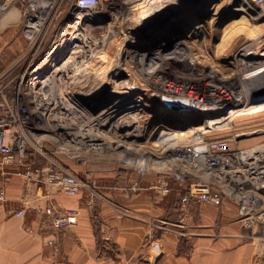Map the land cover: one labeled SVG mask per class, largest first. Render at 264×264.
I'll use <instances>...</instances> for the list:
<instances>
[{
    "label": "rangeland",
    "instance_id": "obj_1",
    "mask_svg": "<svg viewBox=\"0 0 264 264\" xmlns=\"http://www.w3.org/2000/svg\"><path fill=\"white\" fill-rule=\"evenodd\" d=\"M190 1L99 0L84 8L76 0H16L22 23L13 41L22 48L0 47V85L11 104L20 80L36 78L21 86L34 119L20 137L36 157L78 174L76 167L107 162L120 173L159 176L176 171L177 149L225 138L229 177H249L244 167L257 164L264 170V112L239 114L264 103V0H208L206 9ZM147 16L162 23L136 33ZM74 32L81 43L63 52ZM114 91L127 105L98 126L117 102Z\"/></svg>",
    "mask_w": 264,
    "mask_h": 264
},
{
    "label": "crops",
    "instance_id": "obj_2",
    "mask_svg": "<svg viewBox=\"0 0 264 264\" xmlns=\"http://www.w3.org/2000/svg\"><path fill=\"white\" fill-rule=\"evenodd\" d=\"M1 3L8 8L0 17V47L10 44V49L20 50L13 39L20 30L21 11L16 0ZM76 169L89 186L69 197L19 175L17 167L2 164L0 154V187L7 190V200L0 203V264H257L264 259V224L243 225L234 191H228L222 205L194 202L189 217L179 225L178 200L190 185L188 179L175 183L173 193L163 196L154 187L157 174L120 173L107 162ZM135 180L145 189L128 200L123 189ZM209 181L224 186L214 176ZM50 204L78 208L77 225L50 228L43 220V210ZM120 207L129 214H120ZM260 209L264 210V195ZM20 211L22 217L17 215Z\"/></svg>",
    "mask_w": 264,
    "mask_h": 264
},
{
    "label": "built area",
    "instance_id": "obj_3",
    "mask_svg": "<svg viewBox=\"0 0 264 264\" xmlns=\"http://www.w3.org/2000/svg\"><path fill=\"white\" fill-rule=\"evenodd\" d=\"M98 2L99 0H76L77 5L84 8H95L98 6ZM5 9V6L0 7V17ZM31 76L29 73L26 82L23 78L20 80L11 98L13 101L11 104L0 85V154L2 164L17 167L18 174L28 180L51 185L69 197L78 196L84 187L89 186V183L54 158H36V153L31 151L27 142H23L20 138L23 135H28V131L33 125L34 113L27 105L21 103V99L25 96L22 95L21 86L24 83L33 84L32 79L36 78L31 79ZM166 89L169 92L172 90L178 93V89L171 84ZM229 152L230 145L225 138L209 140L204 146L199 144L184 146L175 151V161L178 163L176 171L168 174L160 173L154 187L160 191L161 195L169 196L174 191L175 183H184L186 179L190 181L188 189L179 196L176 212L179 225H183L189 217L194 202L222 205L229 190L236 193L240 202V221L244 226L255 227L260 226V223L264 224V210L260 209V196L264 195V170H261L262 167L257 164L250 170L244 167L245 171L253 172L249 177L237 180L229 177L232 172L231 159L226 157ZM212 176L224 186L212 185L209 181ZM144 189L143 183L140 180H135L124 187L123 194L126 199L131 200ZM6 200L7 190L5 186H2L0 187V203ZM119 213L125 216L129 214V211L122 208ZM17 215L22 217L24 212L20 211ZM80 215L78 208L59 209L53 204L43 210V220L54 230L76 226ZM257 264H264V259Z\"/></svg>",
    "mask_w": 264,
    "mask_h": 264
},
{
    "label": "bare ground",
    "instance_id": "obj_4",
    "mask_svg": "<svg viewBox=\"0 0 264 264\" xmlns=\"http://www.w3.org/2000/svg\"><path fill=\"white\" fill-rule=\"evenodd\" d=\"M112 1V0H111ZM163 1V0H162ZM208 0H191L190 2H189V6L190 7H194L195 5V7H200V6H202V9H206V8H204V6H203V4H205V2H207ZM109 2V1H108ZM230 2V1H229ZM200 3H202L201 5H200ZM155 4V3H154ZM183 4V3H182ZM207 4H208V2H207ZM42 5V4H41ZM147 5V4H146ZM43 6V5H42ZM129 6V5H128ZM165 6V5H164ZM180 6V5H179ZM154 7V6H153ZM174 7V6H173ZM161 8V7H160ZM159 8V9H160ZM163 8V7H162ZM167 8V7H166ZM176 8V7H175ZM242 8V7H241ZM173 10V9H172ZM147 11V10H146ZM159 10L157 9V11L155 10L154 12H158ZM165 11V10H164ZM244 11V10H243ZM148 13V12H147ZM170 13V12H169ZM202 13V12H201ZM204 13V12H203ZM150 14V13H149ZM198 14V13H197ZM84 15V14H83ZM161 15V14H160ZM174 15V14H173ZM149 17V18H148ZM140 18V17H139ZM150 19H154V17H150V16H147V19H145L146 21H144L143 23H141L140 25H138L139 27H138V29H136V33H138L139 34V32H140V30L141 29H149V30H152V28H154L155 26H158V24L160 23H162V20H160V21H158V23H149V21H150ZM139 21V20H138ZM141 21V20H140ZM140 21H139V23H140ZM149 24H148V23ZM77 25H79V24H77ZM80 26V25H79ZM78 27V26H77ZM80 28V27H79ZM78 28V29H79ZM76 31V30H75ZM134 31V30H133ZM148 31V30H147ZM73 32V31H72ZM146 32V31H145ZM64 41H63V44H65L66 43V45L64 46V48H62L61 47V49L60 50H63V52H65L66 50H68V49H72L73 47H76L77 46V44L79 45L80 43H81V36H79V34H76L75 32H74V34H71V35H69V34H66L65 35V37H64ZM42 49V48H41ZM69 52V51H68ZM73 53V52H72ZM161 54H162V52H160ZM179 53H182L180 50H179ZM53 55V54H52ZM63 56V55H62ZM53 57V56H52ZM155 57V59L157 60V59H159V60H161V58L159 57V56H154ZM178 57H180V56H178L177 54H176V56H174V57H170V59H172V58H178ZM167 58V57H166ZM169 58V57H168ZM154 59V60H155ZM164 59V58H163ZM180 59V58H179ZM141 60V59H140ZM185 61V60H184ZM68 62V61H67ZM66 62V63H67ZM65 63V64H66ZM141 63V62H140ZM160 64V63H159ZM140 65H142V63L140 64ZM63 66H65V65H63ZM66 67V66H65ZM65 67H63V68H65ZM147 67V66H146ZM155 67H157V66H155ZM62 68V67H61ZM70 68H72L71 66H70ZM145 68V67H144ZM154 68V67H153ZM69 69V68H68ZM65 70V69H64ZM67 70V69H66ZM75 70V69H74ZM73 70V71H74ZM151 70V69H150ZM156 70V69H155ZM57 72V71H56ZM59 72V71H58ZM70 72V71H69ZM72 72V71H71ZM146 72H147V70H146ZM61 73V72H60ZM68 73V72H67ZM150 73V72H149ZM62 74V73H61ZM70 75V74H69ZM71 75H72V73H71ZM122 89V88H121ZM121 92L120 91H114L113 92V96L114 97H116V99H117V102L115 103V104H113V105H111V107H109L107 110H104V111H102V114H100L98 117H97V119L95 120V122H96V125H98V126H100L101 125V127H103V126H107V125H110L111 123H112V121L113 120H115V114H116V112L115 111H117V110H122V108L124 109V106L125 105H127V103H125L124 101H122V102H120V98H122V97H120V94ZM192 97L193 96H190V98L192 99ZM194 98L195 99H198V94L197 95H195L194 96ZM121 100H124V99H121ZM203 100V99H202ZM126 101V100H125ZM191 102V101H190ZM202 102V101H201ZM195 105V103H189V106L188 107H193ZM261 112H264V103H262V104H255L254 106H249V108H247L246 110H245V112H241V113H239V114H256V113H261ZM90 118V117H89ZM91 118H92V116H91ZM90 118V119H91ZM91 121V120H90ZM83 125V124H82ZM87 125H89V124H87ZM71 127V126H70ZM88 127V126H87ZM94 129V128H93Z\"/></svg>",
    "mask_w": 264,
    "mask_h": 264
},
{
    "label": "water",
    "instance_id": "obj_5",
    "mask_svg": "<svg viewBox=\"0 0 264 264\" xmlns=\"http://www.w3.org/2000/svg\"><path fill=\"white\" fill-rule=\"evenodd\" d=\"M165 101H166V104H167L168 106H170V107H173V106H174V102H172V100H170V99H166ZM263 102H264V101H263Z\"/></svg>",
    "mask_w": 264,
    "mask_h": 264
},
{
    "label": "trees",
    "instance_id": "obj_6",
    "mask_svg": "<svg viewBox=\"0 0 264 264\" xmlns=\"http://www.w3.org/2000/svg\"><path fill=\"white\" fill-rule=\"evenodd\" d=\"M189 182V181H188Z\"/></svg>",
    "mask_w": 264,
    "mask_h": 264
}]
</instances>
